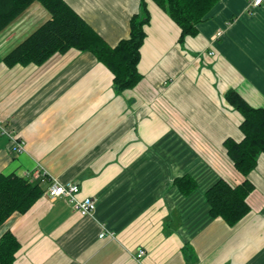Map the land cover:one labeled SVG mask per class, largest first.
<instances>
[{"label": "crops", "instance_id": "crops-1", "mask_svg": "<svg viewBox=\"0 0 264 264\" xmlns=\"http://www.w3.org/2000/svg\"><path fill=\"white\" fill-rule=\"evenodd\" d=\"M66 1L111 46L128 37L141 2ZM248 1L221 0L180 42V28L148 0L143 79L133 90L118 91L111 71L77 50L7 67L4 58L51 19L38 2L0 32V121L25 143L15 154L0 131V174L42 180L46 190L0 228L21 243L15 264H264V155L250 175L251 211L238 224L211 218L206 200L220 179L245 181L224 148L243 139V116L226 93L264 108V4L248 13ZM184 176L198 185L190 196L174 184ZM51 180L78 184L95 213L51 199Z\"/></svg>", "mask_w": 264, "mask_h": 264}, {"label": "trees", "instance_id": "trees-1", "mask_svg": "<svg viewBox=\"0 0 264 264\" xmlns=\"http://www.w3.org/2000/svg\"><path fill=\"white\" fill-rule=\"evenodd\" d=\"M180 28V42L198 34V26L221 0H151ZM40 3L51 19L37 29L5 58L9 68L42 66L55 55L70 50L92 54L114 75L118 91L133 90L143 79L139 71L141 49L147 37L146 27L152 15L148 0H141L139 12L129 21V35L111 46L66 0H0V32L33 3ZM226 100L243 116L241 141L226 139V155L245 181L232 186L224 179L206 192L211 218H221L234 226L251 211L247 202L255 190L250 175L264 155V108L251 106L238 92L229 90ZM174 184L184 196H190L197 182L190 176L177 178ZM42 180H31L16 173L0 174V228L14 215L26 214L45 193ZM21 243L11 231L0 237V264H15Z\"/></svg>", "mask_w": 264, "mask_h": 264}, {"label": "built area", "instance_id": "built-area-1", "mask_svg": "<svg viewBox=\"0 0 264 264\" xmlns=\"http://www.w3.org/2000/svg\"><path fill=\"white\" fill-rule=\"evenodd\" d=\"M264 4V0H249L247 3L246 11L248 13H254L258 8ZM223 38V32L218 31L213 41L217 42ZM215 53L210 52V55L213 56ZM0 131L2 134L6 135L13 143V152L15 154H21L25 150L24 141L13 131H8L4 128L2 122L0 121ZM42 175L45 176V172L42 171ZM51 184L47 190V195L51 199L58 198H67L73 203L74 209L81 214L82 216H92L97 208L96 201L92 198H80L81 193L80 186L74 183L61 184L56 180H51ZM107 236L114 237L113 233H102L100 238H106ZM145 250H139L135 258L139 261L143 260L146 257Z\"/></svg>", "mask_w": 264, "mask_h": 264}]
</instances>
